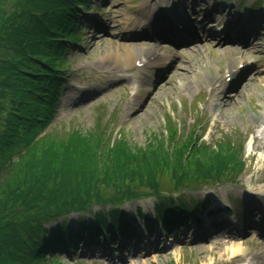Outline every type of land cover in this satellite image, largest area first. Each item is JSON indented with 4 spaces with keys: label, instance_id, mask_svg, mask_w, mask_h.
Here are the masks:
<instances>
[{
    "label": "rangeland",
    "instance_id": "obj_1",
    "mask_svg": "<svg viewBox=\"0 0 264 264\" xmlns=\"http://www.w3.org/2000/svg\"><path fill=\"white\" fill-rule=\"evenodd\" d=\"M16 1H11L10 5L15 6ZM93 1L97 3L98 0ZM139 1L142 0H107L104 7L101 3L96 7L93 4L90 12L92 18L88 19L82 47L72 49L68 54L65 64L68 68L67 84L61 94L55 118L47 129L38 133L37 139L48 137L46 141L54 140L59 145L74 131L85 135L98 132L110 136L113 147L118 139L123 138L134 149H146V153L156 151L158 158L165 148L171 153L174 150V144L171 143L175 136L173 130L179 131L182 138H187L195 128L196 135L202 137L201 143L208 145L213 151L222 145L219 142L224 143L228 139L241 141L246 169L235 183L191 193L196 198L193 199L195 202L207 199V204L215 211L213 216L212 213L197 216L200 220L198 227L202 225V231L199 228L189 229L194 225H189L186 229L176 227L172 237L169 236L171 239H168V245L160 248L155 240L161 239L162 235L159 234V238L156 234L152 236L150 231L143 230L142 223H137L134 227L143 230L142 234L137 231L134 245L132 248L128 247L131 252H124L123 257L120 251L119 258L115 257L118 252L104 256L105 251L98 246L93 251L95 253L85 248L89 251L87 255L84 250L79 251L80 256L73 254L70 257H54L53 254V258L47 262L264 264V41L253 40L242 44L233 37H207L205 33L204 40L201 36L204 42H178L179 45L175 46L168 44L175 39L166 34L167 29L147 30L143 34L146 39L131 40L125 35L129 29L128 18L144 16L140 10H136ZM223 1L226 0H218L217 3L224 6L218 7L215 3L216 9L219 8L218 13L226 10L227 6H235L241 0H231L230 3ZM256 1L258 0H242L239 13L248 15L251 11L249 7ZM260 1L263 10L258 11L261 12L259 14H264V0ZM199 4H186V9L180 12L192 26L187 33L192 37L196 32L204 30L202 22H217L215 15L211 19H203L204 14H208L209 7ZM96 9L100 10L95 11ZM10 10L15 13V9ZM230 12L233 16L234 9ZM223 19L224 17L218 18L220 27L224 26ZM255 26L253 30L264 28V25ZM196 42L202 44L189 47ZM130 47L140 50L139 55L148 56L151 53L153 57L168 59L170 63L165 65L160 74L149 70L125 74L126 69L121 65V60L128 57L126 50ZM197 48H201V51L194 53ZM183 52L188 54L182 55ZM235 63L252 68L248 73L252 75L239 91H236L240 85L239 76H235V80L228 78L231 71L236 70ZM172 68L174 71L167 76ZM155 78L156 83L149 85ZM163 78L164 83L158 86ZM250 86L254 88L246 95V88ZM223 98L225 101L221 100ZM121 129L124 130L117 136ZM180 141L177 143L181 144ZM25 153L26 150L23 154ZM147 158L145 160H153ZM14 159L17 161L18 156ZM238 201L240 204L241 201L249 203L253 206L252 211H245L241 215ZM219 208L222 209L220 212ZM226 208L233 212L228 214ZM125 210L131 215L138 213V210L144 214L151 213L153 200L132 202ZM88 217L89 220L92 219ZM78 218V214L70 215L69 223L76 227ZM254 228H258L261 234H253ZM238 247L241 248L240 252L233 254V250Z\"/></svg>",
    "mask_w": 264,
    "mask_h": 264
},
{
    "label": "trees",
    "instance_id": "obj_2",
    "mask_svg": "<svg viewBox=\"0 0 264 264\" xmlns=\"http://www.w3.org/2000/svg\"><path fill=\"white\" fill-rule=\"evenodd\" d=\"M11 1L0 0V264H56L45 260L72 253L84 238L105 247L104 237H128L135 229L121 206L131 200L155 197L167 232L174 222H197L183 193L237 178L243 143L228 139L213 151L195 128L187 138L173 130L174 150L156 158L123 138L113 147L98 132L74 131L59 145L38 140L60 99L67 40H78L74 6L86 0ZM72 213H80L76 228Z\"/></svg>",
    "mask_w": 264,
    "mask_h": 264
},
{
    "label": "bare ground",
    "instance_id": "obj_3",
    "mask_svg": "<svg viewBox=\"0 0 264 264\" xmlns=\"http://www.w3.org/2000/svg\"><path fill=\"white\" fill-rule=\"evenodd\" d=\"M179 23L185 25L186 22L184 20L180 21ZM126 53L128 54V57H126L125 59L121 60V65H123L126 68V72H133V71H137L134 70L135 68L138 67V63L142 62L145 63L144 60L141 59L142 55H139L140 50L137 49H132L131 47L128 48V50H126ZM143 54V52H142ZM150 56V55H149ZM164 63H166L165 60H162V63L160 64L161 66H164ZM252 87V90L254 88V86H250ZM247 92H249V89L246 88L245 93L247 94ZM223 101H225V98L221 99ZM240 247L236 248L233 250V254H236L238 252H240Z\"/></svg>",
    "mask_w": 264,
    "mask_h": 264
}]
</instances>
